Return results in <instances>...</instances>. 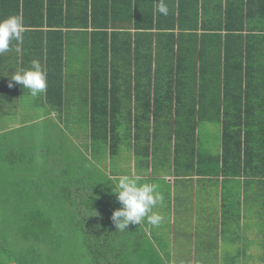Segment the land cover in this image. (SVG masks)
<instances>
[{"label":"trees","instance_id":"1","mask_svg":"<svg viewBox=\"0 0 264 264\" xmlns=\"http://www.w3.org/2000/svg\"><path fill=\"white\" fill-rule=\"evenodd\" d=\"M164 2L167 16L156 11L158 0H0V20L23 18V39L11 47L22 52L19 69L38 60L48 85L36 98L17 85L30 118L0 132V264H51L53 254L58 264H157L142 224L115 229L111 217L121 205L106 183L115 176L99 167L120 153L126 101L132 150L142 160L172 128L166 139L185 133L187 145L174 142L176 171L200 173L195 131L219 122L222 173L264 176V0ZM81 34L85 143L72 137L64 115L68 36ZM5 76L0 71L2 98Z\"/></svg>","mask_w":264,"mask_h":264},{"label":"rangeland","instance_id":"2","mask_svg":"<svg viewBox=\"0 0 264 264\" xmlns=\"http://www.w3.org/2000/svg\"><path fill=\"white\" fill-rule=\"evenodd\" d=\"M68 39H70L69 36ZM68 43L70 44V40H68ZM72 48L73 46L69 47V54L67 55L68 68L66 72L69 75L66 76L65 90L68 107L64 110V115L67 117V128L71 132L72 137L77 139L79 143H83L85 139L87 140V135L84 132L87 130L86 117L88 115V106L86 101L88 84L85 83L87 81V75L81 70L80 65L82 61H77L75 55L83 57L86 51L83 50V46L80 44H77L75 50ZM72 57L75 60H72ZM70 72L73 74H70ZM71 76L74 77L71 78ZM124 104L126 106L122 112V126L120 130L123 136V145L120 153L111 159L109 157H103L99 167L104 172L107 171L113 176L120 174L138 175L140 176L141 183L156 184L158 190L163 194V203L158 204L153 209V211H157L165 217L163 222L159 226H153L147 223V221L141 223L146 228V233L149 237L148 242L151 244H148L149 247L148 245L146 246L148 247L149 253L156 255V263L264 264V218H259V216H264V212L257 215L253 211L246 209L245 219L237 217L235 220L233 219V214L236 215V211L228 212L224 218V225L221 226L222 233L220 237V228L218 227L220 218L218 217L217 204L215 205L216 199L218 201L219 197L216 194L218 181H213L212 179L210 180L211 184L206 182V180L201 181V179L198 181V184L195 181L198 180V176H216L222 172L221 165L219 164L221 162H216L218 154H221L222 147V128L219 122L201 123L195 131V137L198 140L197 146L205 162L201 166L202 171L198 174L196 170H184L185 167L184 169H178L177 167L176 171L173 163L175 160L173 150L175 139L172 141L166 139L167 135L175 136L174 130L172 128H166L168 130H163V132L161 130L155 142L157 147L154 151L155 155L152 159L147 160L145 158L142 160L140 156H135V152L132 150L133 138L131 135V125L128 119H126L132 105L130 101H126ZM33 117L35 120L42 118L40 115ZM28 118L30 117H0V129H6L8 126L11 129L21 127V122ZM52 122L56 121L52 120ZM179 130L176 128V132ZM184 137L185 133L181 136L182 140L179 141L176 138L175 143L177 145H183L181 149L187 147L183 143ZM146 138L147 136L145 135L140 143H146ZM185 159H187L185 156L181 157V166L186 165L188 162V159ZM190 160L191 158H189ZM232 181L234 182V180ZM232 193L233 198L230 194L231 201H241L242 194L240 188H233ZM248 202H251V204L246 208L252 210H254L253 207H259L260 210L264 207V197L262 193L259 195V192L253 201L248 199ZM235 204L234 202L233 205ZM205 207H209L211 212H205ZM211 207H215V211H212ZM9 208L7 207V209ZM3 209L5 208L0 207V210L3 211ZM189 234H192L193 237L190 238L191 235ZM194 238H197L199 242L200 240L211 239L206 240L203 246L200 247L199 242H196ZM192 239L193 242L191 243L190 241ZM19 245L22 244L19 243ZM19 245L16 247L18 248ZM69 245L72 246V242ZM254 246H256V254L250 251L253 250L252 248ZM195 247H200L198 252L194 251ZM55 257L56 254L50 255V259L46 261H51V264H58L57 258ZM41 261H44V259L42 258ZM35 264H38V262Z\"/></svg>","mask_w":264,"mask_h":264},{"label":"clouds","instance_id":"3","mask_svg":"<svg viewBox=\"0 0 264 264\" xmlns=\"http://www.w3.org/2000/svg\"><path fill=\"white\" fill-rule=\"evenodd\" d=\"M156 11L164 16L168 15L169 8L164 0H158ZM24 31L23 18L20 16L12 15L0 20V55L10 51L13 41H22ZM7 77L10 79V88L19 84L23 90L27 89L33 98L43 94L48 86L46 73L38 60H32L30 67L16 70ZM106 183L111 189V195L115 196L121 205L113 211L111 217L117 231H126L129 225H140L145 221L159 226L165 219L159 212L153 211L164 200L156 184L141 183L140 176L127 174L117 175Z\"/></svg>","mask_w":264,"mask_h":264},{"label":"crops","instance_id":"4","mask_svg":"<svg viewBox=\"0 0 264 264\" xmlns=\"http://www.w3.org/2000/svg\"><path fill=\"white\" fill-rule=\"evenodd\" d=\"M87 34V33H86ZM84 38H87L85 35L81 34V35H76V37H72L70 36V44L71 46H73L72 49H76L77 48V44H80L84 47L87 48V39L84 40ZM75 46V48H74ZM88 49V48H87ZM87 49H85L87 51ZM18 54L20 56H22V52H19L15 49H10V51H8L7 53L3 54L0 56V71L1 72H5L6 76H5V80H3V85L4 86V92L2 93L3 98L0 96V105L2 106V110H0V116L1 115H10V116H27L30 114V106L29 103L26 102V100H28L23 92H20V90H17V85L16 84L14 87L10 88L9 82L10 79L8 76V74H14L16 70H19V68L21 67L20 65V61L18 59ZM68 55V53H67ZM74 55V54H73ZM72 55V56H73ZM87 55V52L85 53V56ZM76 56V60L78 61V59L83 58L81 61V68L83 67L85 70L88 69V56H83L81 58H78L77 55ZM66 60L68 61V57H66ZM72 60H75L74 57H72ZM14 83V82H13ZM20 92V93H19ZM88 96V95H87ZM7 129H11V127H7ZM2 130V129H0ZM3 131V130H2ZM222 131V130H221ZM221 146H222V133H221ZM222 150V147H221ZM264 150V149H263ZM220 156V154H218V157ZM221 165V164H220ZM222 167V166H221ZM199 174V173H198ZM215 177V178H213ZM197 178V177H196ZM205 181L209 182L211 184V181L213 179V181H218L217 183V192L216 194L219 196L218 197V201L216 199L215 205L217 204V209H218V217L220 218L219 220V228H220V237H221V226L224 225V218L226 217V214L228 212L231 211H236V215L233 214V219L235 220L237 217H242L243 219H245V215H246V209L253 211L254 213H256L257 215L260 214L261 212H264V207L261 208V210L259 209V207H253L254 210L250 209V208H246L248 207L249 204H251V202H248L249 200H254L255 196L260 193H262V196L264 197V176H258V177H253V176H249L246 173H242V174H224V173H220L216 176H198V180H195L196 183L198 184V181ZM234 180V182L232 181ZM207 187V186H205ZM233 188H240L241 189V194H242V199L241 201H234L230 199V194L232 195L233 198V193H232V189ZM236 203L235 205H233V203ZM232 207V208H231ZM212 211H215V207H211ZM235 208V210H234ZM205 212H211L209 207H205ZM216 214V212H214ZM264 214V213H263ZM259 218H264V216H259ZM255 219V218H254ZM253 219V220H254ZM216 228V227H214ZM195 234V233H194ZM190 238L193 237L192 234ZM197 235V233H196ZM196 242H199V240L197 238ZM211 239V238H208ZM206 239V240H208ZM206 240L202 241L200 240L199 244L200 247L203 246V244L206 242ZM213 240V239H212ZM191 243L193 242V239L190 241ZM194 242V243H196ZM215 243V242H214ZM199 248L195 247V252L199 251ZM252 251L254 254H256V246H254L252 248ZM219 251L221 252V249L219 248ZM214 257V256H211ZM252 259V258H251Z\"/></svg>","mask_w":264,"mask_h":264},{"label":"bare ground","instance_id":"5","mask_svg":"<svg viewBox=\"0 0 264 264\" xmlns=\"http://www.w3.org/2000/svg\"><path fill=\"white\" fill-rule=\"evenodd\" d=\"M198 63V62H197Z\"/></svg>","mask_w":264,"mask_h":264}]
</instances>
